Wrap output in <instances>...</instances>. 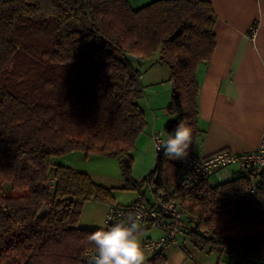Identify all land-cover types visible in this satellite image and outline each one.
<instances>
[{
	"label": "trees",
	"instance_id": "trees-1",
	"mask_svg": "<svg viewBox=\"0 0 264 264\" xmlns=\"http://www.w3.org/2000/svg\"><path fill=\"white\" fill-rule=\"evenodd\" d=\"M215 19L209 0L138 7L129 0H0V181L23 192H0V264H87L81 256L94 248L86 237L97 230L78 226L84 204L114 198L87 172L53 163L73 151L118 158L123 188L137 191L136 201L148 199L150 184L168 191L187 213L183 236L198 249H242L264 261L260 173L250 168L189 191L178 186L202 133L197 71L214 52ZM148 62L168 69L164 139L179 122L193 138L182 159L156 149L152 170L137 181L131 153L147 124L137 101ZM43 206L48 211L38 217ZM144 264H167L163 248Z\"/></svg>",
	"mask_w": 264,
	"mask_h": 264
},
{
	"label": "crops",
	"instance_id": "crops-1",
	"mask_svg": "<svg viewBox=\"0 0 264 264\" xmlns=\"http://www.w3.org/2000/svg\"><path fill=\"white\" fill-rule=\"evenodd\" d=\"M150 1L153 0H129L133 7ZM209 1L216 16L215 48L210 61L200 65L197 71L200 87L198 126L202 133L196 140L193 153L194 156H207L222 149L249 152L260 145L264 136V0ZM155 104L154 101L149 102L153 121L149 124L146 118L143 141L140 143L139 137L136 142V146H143L146 153L151 152L152 137L159 132L156 127L158 121L163 123L165 114L169 119L166 108L163 113H156L153 109ZM131 155L133 157V152ZM89 157L104 159L95 154L86 156ZM53 163L92 176L88 167L83 169L63 160H53ZM240 171L238 164H232L212 176L209 183L216 185L228 181ZM143 177L135 179L140 181ZM122 181L121 178L120 184ZM145 196L150 198L148 191ZM159 232L157 237L163 234ZM222 254L233 255V252Z\"/></svg>",
	"mask_w": 264,
	"mask_h": 264
},
{
	"label": "rangeland",
	"instance_id": "rangeland-1",
	"mask_svg": "<svg viewBox=\"0 0 264 264\" xmlns=\"http://www.w3.org/2000/svg\"><path fill=\"white\" fill-rule=\"evenodd\" d=\"M168 69L161 64L146 63L142 68L141 83L143 85L144 94L137 101L138 105L143 109L145 117L148 119L149 124L153 121L152 108H149V102H156L153 109L156 113L161 114L165 111V108L170 100L171 85L167 81ZM168 84V85H167ZM169 88V91L166 90ZM146 89V90H145ZM165 118L158 121L156 125L157 131L162 135L164 139V124L165 120H168L167 115ZM146 119V122H147ZM165 121V122H164ZM147 125V124H146ZM146 128V127H145ZM140 143L143 141V134ZM157 133V134H158ZM147 134V133H146ZM154 134L152 137V149L151 152L146 153L143 146H136L133 152V164L131 175L133 178L143 177L147 175L153 168L156 157V146L154 143ZM137 138V139H138ZM137 142V140H136ZM60 158V159H58ZM54 159L55 161L63 160L67 163H72L77 167L85 169L88 167L90 170V177L92 180L104 187L112 189L113 203L120 205H127L135 202L139 194L133 189L123 188L121 183V173L119 167V159L116 157L103 156L104 159L86 158V155L82 151H73ZM62 158V159H61ZM123 180V179H122ZM148 191V190H147ZM0 192L4 195L17 196L21 191L10 190L8 183L0 181ZM150 194V193H149ZM108 203L99 200H88L82 209L80 216L79 227L87 230H106L107 224L105 222V213L108 207ZM160 230L155 228L142 227V239H157L160 234ZM180 245H169L164 247V254L167 259V264H262L264 261L258 255H246L242 249H236L233 255L222 254L217 250L208 251L200 250L191 243L189 238L184 236L180 237ZM154 252L149 250L145 251V261H147ZM144 261V262H145Z\"/></svg>",
	"mask_w": 264,
	"mask_h": 264
},
{
	"label": "built area",
	"instance_id": "built-area-1",
	"mask_svg": "<svg viewBox=\"0 0 264 264\" xmlns=\"http://www.w3.org/2000/svg\"><path fill=\"white\" fill-rule=\"evenodd\" d=\"M254 36V28H251ZM161 141L162 135L154 136ZM232 164H238L241 171L247 172L253 168L264 178V136L260 145L249 152L236 153L227 149L218 150L207 156H188L183 168L179 173L178 186L183 191H189L202 181H210L211 177L221 172ZM150 198L147 200L135 201L127 205L109 204L105 213L107 225L119 223L127 217L129 213H137L141 218V227L155 228L163 232L157 239H147L142 241L146 250L156 252L169 245H180V237L184 235L186 228L185 213L178 201L171 198V194L163 189H158L154 184L147 188ZM253 192L254 189L250 188ZM188 226V225H187ZM205 236H210L209 230H202ZM94 254V249L86 250L81 258L88 260Z\"/></svg>",
	"mask_w": 264,
	"mask_h": 264
},
{
	"label": "clouds",
	"instance_id": "clouds-1",
	"mask_svg": "<svg viewBox=\"0 0 264 264\" xmlns=\"http://www.w3.org/2000/svg\"><path fill=\"white\" fill-rule=\"evenodd\" d=\"M192 128L179 122L174 135L166 139L156 138V149H163L172 159H182L188 155L192 144ZM141 218L137 213H129L125 220L112 224L107 230H97L86 239L94 248L87 264H144L146 249L141 241Z\"/></svg>",
	"mask_w": 264,
	"mask_h": 264
},
{
	"label": "water",
	"instance_id": "water-1",
	"mask_svg": "<svg viewBox=\"0 0 264 264\" xmlns=\"http://www.w3.org/2000/svg\"><path fill=\"white\" fill-rule=\"evenodd\" d=\"M124 56L125 58H127L128 60L135 62L137 64H143L145 62V60L143 59L142 56H138V55H134L132 53L129 52H124ZM47 208L46 206H43L39 211H38V217H41L43 215H45L47 213Z\"/></svg>",
	"mask_w": 264,
	"mask_h": 264
}]
</instances>
